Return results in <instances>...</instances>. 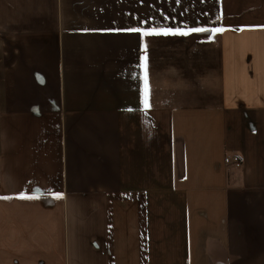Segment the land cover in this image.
<instances>
[{
  "label": "crops",
  "instance_id": "0c3cea01",
  "mask_svg": "<svg viewBox=\"0 0 264 264\" xmlns=\"http://www.w3.org/2000/svg\"><path fill=\"white\" fill-rule=\"evenodd\" d=\"M21 192L0 264H264V0H0V196Z\"/></svg>",
  "mask_w": 264,
  "mask_h": 264
},
{
  "label": "snow or ice",
  "instance_id": "6c2138e0",
  "mask_svg": "<svg viewBox=\"0 0 264 264\" xmlns=\"http://www.w3.org/2000/svg\"><path fill=\"white\" fill-rule=\"evenodd\" d=\"M223 29H208V28H201V27H195V28H188L187 30L182 28H156V27H149V28H141V27H130L126 29H122L121 31H126L130 33H138L140 37H149V36H188L190 33H199V32H216V31H222ZM145 50L147 48V45L144 46ZM145 61L147 59L146 55L144 57ZM146 69V64H145ZM149 89H148V76L147 72L145 71L144 76V98H143V105L144 108L147 109L149 107ZM54 199H63V194L59 192H54L51 194ZM36 199V197L29 196L24 192H21L18 196L12 197V196H0V199L3 200H11V199Z\"/></svg>",
  "mask_w": 264,
  "mask_h": 264
},
{
  "label": "built area",
  "instance_id": "2783aa9c",
  "mask_svg": "<svg viewBox=\"0 0 264 264\" xmlns=\"http://www.w3.org/2000/svg\"><path fill=\"white\" fill-rule=\"evenodd\" d=\"M225 164H240V159L237 156L231 157V158H225Z\"/></svg>",
  "mask_w": 264,
  "mask_h": 264
}]
</instances>
